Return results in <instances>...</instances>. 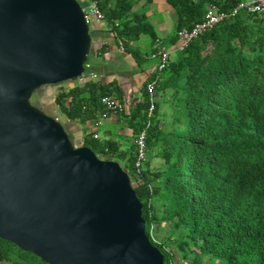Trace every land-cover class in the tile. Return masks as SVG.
Returning <instances> with one entry per match:
<instances>
[{
  "label": "trees",
  "instance_id": "obj_1",
  "mask_svg": "<svg viewBox=\"0 0 264 264\" xmlns=\"http://www.w3.org/2000/svg\"><path fill=\"white\" fill-rule=\"evenodd\" d=\"M110 1L98 8L121 41L145 34L154 42L149 24L130 17V0H113L108 7ZM237 1L167 0L177 12L178 29L202 21L205 3L229 11ZM175 42L176 37L170 45ZM153 80L152 116L147 118L146 86L130 113L135 138L146 127L147 158L140 166L135 139L120 151L116 141L89 133L81 145L127 172L146 235L165 264H202L203 257L264 264V14L240 12L215 26L176 52ZM109 94L87 81L60 89L54 101L59 116L83 122L104 111L100 98ZM161 94L172 111L168 119L160 111ZM0 264L47 263L0 239Z\"/></svg>",
  "mask_w": 264,
  "mask_h": 264
},
{
  "label": "water",
  "instance_id": "obj_2",
  "mask_svg": "<svg viewBox=\"0 0 264 264\" xmlns=\"http://www.w3.org/2000/svg\"><path fill=\"white\" fill-rule=\"evenodd\" d=\"M77 0H0V239L47 264H164L120 164L30 103L86 70Z\"/></svg>",
  "mask_w": 264,
  "mask_h": 264
},
{
  "label": "crops",
  "instance_id": "obj_3",
  "mask_svg": "<svg viewBox=\"0 0 264 264\" xmlns=\"http://www.w3.org/2000/svg\"><path fill=\"white\" fill-rule=\"evenodd\" d=\"M92 1L96 2L97 6L105 2V0H78L81 7H87ZM130 2L132 3L130 17L136 15L144 19L151 27L152 35L155 38L160 37L167 45H170L178 29V15L175 8L167 0H130ZM113 5V0L108 3V7H113ZM210 5L213 4L205 3L203 6L205 13ZM89 33L92 39L91 51L86 62L85 76L90 73L94 74L95 78L89 81L106 88L110 97L125 103L126 109L116 114L98 110L95 120L71 122L59 116L54 102L53 115L60 122L63 121L62 125L70 134L83 131L85 134L96 133L100 138L99 129L103 128V139L116 141L120 151L128 150L130 146H133L135 139L132 124L136 119L131 120L130 115L134 113L137 104L142 101L144 86L151 82L155 74L156 60L151 57L153 37L143 34L136 41L126 44L117 37L106 19L100 23L92 21L89 24ZM120 45L123 46V50ZM135 53L139 55V59L135 57ZM175 55L176 52L171 49L170 60ZM66 84L59 86L57 93L60 89L68 91L82 83L78 80L76 83L67 82ZM102 113L105 114L104 120L96 126L97 117Z\"/></svg>",
  "mask_w": 264,
  "mask_h": 264
},
{
  "label": "built area",
  "instance_id": "obj_4",
  "mask_svg": "<svg viewBox=\"0 0 264 264\" xmlns=\"http://www.w3.org/2000/svg\"><path fill=\"white\" fill-rule=\"evenodd\" d=\"M78 1V0H77ZM84 13V18L87 24L92 21L102 22L104 20L103 14L99 10L97 3L92 1L87 7H81ZM244 12L246 14L263 15L264 14V0H238L235 5L229 11H221L215 5H210L204 15L202 21L196 23L191 28H181L176 32V42L173 45H167L160 37L156 38L153 42L152 58L156 59L155 64V79H158L164 69L168 66L170 61V52L173 49L175 52L184 51L188 45L195 39H198L206 32L212 30L215 26L221 24L224 21L235 18L238 13ZM121 50L123 46L120 45ZM95 78V75L90 73L85 76V72L78 78L81 83L89 81V79ZM156 81V80H155ZM155 81H151L146 84V91L149 97V109L147 112V118L152 116L154 109V103L156 101L155 95ZM100 103L104 108V113L116 114L123 112L126 107L124 102H120L113 97L103 96L100 98ZM105 114H100L97 117L95 125L98 126L104 120ZM148 125V124H146ZM97 137L96 133L92 135ZM136 145V166H140L147 158L146 147V127H144L137 137L135 138Z\"/></svg>",
  "mask_w": 264,
  "mask_h": 264
},
{
  "label": "rangeland",
  "instance_id": "obj_5",
  "mask_svg": "<svg viewBox=\"0 0 264 264\" xmlns=\"http://www.w3.org/2000/svg\"><path fill=\"white\" fill-rule=\"evenodd\" d=\"M155 59V58H153ZM156 60V59H155ZM78 81V79L75 80H70L67 82H74L76 83ZM63 83L62 85H67L66 83ZM58 87L59 86H44L41 89H39L34 95H32V97L30 98V103L39 108L40 110H42L44 113L48 114V115H53L54 113V100L56 97V93L58 91ZM165 94H161V96L159 97V105H160V111L165 114V117L168 119L169 115L171 114V108H170V104L169 102L165 101ZM62 121V120H61ZM63 123V121L61 122V124ZM103 128L99 129V135L101 140L103 139ZM68 134H70L68 132ZM72 141L74 143V145L79 146L80 142L78 139H83L85 136V133L83 131H77L74 133L70 134ZM100 159L103 160H110L109 157H103L102 155L98 156ZM157 162V160H153V163L155 164ZM186 264V263H183ZM189 264V263H187ZM202 264H225L223 261L219 260V259H214V258H209V257H204L202 258Z\"/></svg>",
  "mask_w": 264,
  "mask_h": 264
},
{
  "label": "clouds",
  "instance_id": "obj_6",
  "mask_svg": "<svg viewBox=\"0 0 264 264\" xmlns=\"http://www.w3.org/2000/svg\"><path fill=\"white\" fill-rule=\"evenodd\" d=\"M132 186V185H131ZM160 252V251H159ZM165 264V263H164ZM187 264V263H186Z\"/></svg>",
  "mask_w": 264,
  "mask_h": 264
}]
</instances>
